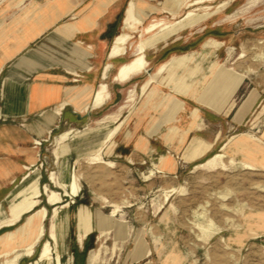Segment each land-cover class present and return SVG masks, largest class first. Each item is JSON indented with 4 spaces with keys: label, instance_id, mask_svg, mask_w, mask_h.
<instances>
[{
    "label": "crops",
    "instance_id": "crops-1",
    "mask_svg": "<svg viewBox=\"0 0 264 264\" xmlns=\"http://www.w3.org/2000/svg\"><path fill=\"white\" fill-rule=\"evenodd\" d=\"M127 1L50 0L54 8L49 12L46 7L24 13L1 33L0 206L3 214L0 209V259L20 252L15 254L16 263L14 258L11 264H26L34 255V252L21 254L25 247L21 241L26 240L27 226L33 224L40 209L45 207L35 210L40 200L31 208L30 212L34 211L30 215L31 223L28 217L20 229L14 232L7 229L17 225L28 213L26 197L34 189L41 195L48 191L44 190V185H54L50 173L55 171H47V152L50 144L56 146V141L62 143L58 155L61 164L67 157L72 165L75 154L78 153V159L87 157L107 132L118 128L107 144L113 146L112 153L105 156L131 165L148 162L156 166L152 179L176 177L189 165H197L207 154L224 148L234 158L246 156L241 141L247 134L234 131L244 130V127L253 129L257 124V121H249L248 125L247 119L256 107L261 112L264 106L263 73L258 79L254 75L256 71L252 72L250 64L245 62L241 68H230L228 65L232 62L228 63V57H217L222 45L217 47L213 41L199 43L195 58L179 56L177 53L187 48V42L177 43L180 37H176L147 46L144 50L146 68L131 73L125 81L119 80V70L137 57L139 46L135 53L108 57V39L116 35L120 23L122 29ZM14 13L8 11L0 18L9 24ZM24 16L25 20L30 18L29 24L20 26ZM218 26L204 24L199 30L224 31ZM204 53L209 54V58L203 57ZM199 72L210 74L205 81L209 85L201 89L198 84L202 80H194ZM192 77L194 85L190 84V89L194 93H189L185 87ZM101 83H105L107 91L103 99L94 104V95ZM240 93L241 99L236 101ZM155 94L162 96L152 100ZM129 95L133 100L127 101ZM126 102L129 104L121 106ZM119 112L125 113L129 121L120 118L115 121ZM92 124L99 125L92 127ZM120 124L127 125L126 131L119 132ZM259 130L264 146V128L259 127ZM107 145L103 147V154ZM190 146L206 150L193 157L192 153H187ZM256 158L261 160V155L257 154ZM64 165L68 169L69 166ZM258 167L264 169L261 165ZM29 173V179L24 181ZM65 176L68 178L69 173L63 175V184ZM18 194L24 195L10 207L15 200L13 196ZM46 205L53 213L55 205L48 203L47 196ZM13 220L14 225L8 226ZM15 240H18L17 245L10 249ZM149 251L140 258L148 257L150 248Z\"/></svg>",
    "mask_w": 264,
    "mask_h": 264
},
{
    "label": "rangeland",
    "instance_id": "rangeland-1",
    "mask_svg": "<svg viewBox=\"0 0 264 264\" xmlns=\"http://www.w3.org/2000/svg\"><path fill=\"white\" fill-rule=\"evenodd\" d=\"M142 1L160 10L152 12L143 25L131 30V38L124 46L123 55H129L132 51L135 53L140 41L158 32L162 25H171L172 31L167 38L158 41L162 43L180 37L177 43L187 42V48L177 53L179 56L195 58V48L199 43L213 41L217 47L222 45L217 57H228V63L232 62L228 65L230 68L236 70L245 62L250 64L252 72L256 71L254 75L258 79L261 72L264 77V0H206L190 7L188 2L191 0H185L180 10H176L175 0ZM16 2L17 0H0V15L3 16L8 11L15 12L9 24H5L0 18V36L4 28H9L24 13L28 14L29 10L33 9V4L40 10L50 5V0ZM188 11H193L199 19H186L181 25L176 23ZM29 21L30 18L25 20L24 16V23L20 26H27ZM204 24L214 27L221 25L224 31L202 32L199 28ZM152 25L157 26L153 31L146 32V27ZM121 31L120 23L117 33ZM209 56L203 54V57ZM133 57L130 55L128 59ZM193 64L194 61L191 65ZM209 75L199 72L194 77L195 81L202 80L198 84L199 89L209 85L208 81L205 82ZM191 79L193 77L188 78L189 85ZM188 92L194 93V90L189 89ZM162 95L155 94L151 99L156 100ZM240 99L241 93L236 97V101ZM131 100L133 97L129 95L127 101ZM197 100L200 101V98ZM127 104L129 103H122L121 106ZM259 110L260 108L256 107L247 119L248 125L249 121H257L258 125L252 126L253 129L244 127L243 131H234L247 134L241 141L242 148L246 151L243 159L229 156L224 148L222 151L207 154L197 165H189L176 177L160 176L152 179V171L156 166L148 162L131 165L121 161L114 162L110 157L108 159L105 155L112 153L113 146L107 144L118 128L109 137L106 144L108 148L104 154L103 148L101 149L98 160L87 157L78 159L77 153L71 161L72 165L68 163L67 157L64 159L66 162L61 164L58 155L62 143L56 141L55 147L54 143L50 144L47 152V171H55L50 173V180L54 185H44L48 191L35 198L37 203L40 200L35 210L43 206L48 208L46 196L48 203L55 205V208L53 213L48 208L44 226L42 220L45 219L47 210L42 212L41 209L32 226H27L24 236L26 240L21 241V245L25 246L21 254L32 255L34 252V255L28 258L33 264L38 259L36 257L43 252L42 245L45 241H50L53 247L54 243L49 236L55 215L62 216L66 213L69 215V227L64 233L65 250L61 255L62 264H164L167 257L177 252L184 256L182 264H264V169L258 167H264V146L261 144L263 140L259 130V127L264 128V106L261 112ZM119 118L121 121H129L125 113L119 112L115 121ZM97 125L99 124H92V127ZM126 128V124L121 125L119 132L126 131ZM232 132L231 130L230 134H233ZM205 150L204 147L190 146L187 153H192L194 157ZM257 154L261 155V160L256 158ZM107 162H112L113 166L109 167ZM64 164L69 166L68 169H65ZM68 173H74L76 177L75 194L69 195V198L66 196L68 188L62 183L63 175ZM52 191L57 193V203L51 200ZM166 192L170 194L167 199ZM23 195L13 196L15 200L11 202L10 207L21 200ZM65 203L68 206L62 208ZM82 207L96 213L103 222L100 226L94 225L85 236L83 232L86 227L80 228L75 218V213ZM113 209L116 210L115 215H111ZM1 212L3 214L2 209ZM32 213L34 211L26 213L17 225L7 230L14 232L20 229ZM198 224L207 231L199 229ZM39 226H42L43 230L37 240H34ZM140 232L148 254L149 248L151 250V254L146 258L135 256V238ZM17 242L18 240H15L11 243L10 249H13ZM18 253L20 252H15L5 260L0 259V264H11Z\"/></svg>",
    "mask_w": 264,
    "mask_h": 264
},
{
    "label": "bare ground",
    "instance_id": "bare-ground-1",
    "mask_svg": "<svg viewBox=\"0 0 264 264\" xmlns=\"http://www.w3.org/2000/svg\"><path fill=\"white\" fill-rule=\"evenodd\" d=\"M21 1L22 0H17L16 3H19ZM175 1L177 3L176 10H180L181 9V6H182V4H183V2L185 0H175ZM204 1H206V0H191V1L188 2V6L190 7V6L198 5L200 3H203ZM207 1H211V0H207ZM32 8L33 9H30L29 11L39 10V7L38 6H34V4H33ZM53 8H54V6H52L50 4L47 7V9H45V10H47V12H49L48 10H51ZM158 10H160V8H156V7L152 6L151 4H146L142 0H128L127 3H126L125 8L123 10L122 31L115 35V37H114V39L112 41V44L110 46V49L108 51V57L110 59H112V58H115V57H118V56L122 55L125 44L131 38V33H130L131 30L135 29L139 25H143V23L145 22V20L148 17H150L151 13L154 12V11L157 12ZM162 10L164 12V9H162ZM50 17H51V20H52V16H50ZM55 18H53V19H55ZM186 19H189V20H193L194 21V20H197L199 18L196 17V14H194L193 11H188L176 23H179V25H181V24H183V22ZM48 24H50V23H48ZM156 26L157 25H152V26L146 27V32L153 31L156 28ZM40 28H42V27H40ZM34 30H35V28H34ZM171 31H172L171 25H162L161 28H160V30L158 32L152 33L150 35V37H148L145 40H141L140 43H139V46H138V55H137V57H135L129 64L123 66L119 70V74H118L119 80L125 81L129 77V75L131 73L136 72L138 70H142V69L144 70L146 68V63H147L146 62V59L144 57V50H145V48L147 46L151 45L152 43L160 40V39L166 38ZM259 58H263V56H259ZM108 67H109V65L106 66L105 68L107 69ZM193 70H192V72H193ZM152 79H154V78H152ZM145 87H146V85L144 86V88ZM185 89L186 90H189L190 89V85L188 83H186ZM106 91H107V88H106L105 83H101V84L98 85V87L96 89V92H95V95H94V104L98 103L99 101H101L103 99V97L105 96ZM110 132H111V130L109 132H107L100 139L99 144L96 147V149H94V151H92L90 154H88L87 155V158H89L91 160H98V159H100V154L99 153H100L101 149L107 144V142L109 140V137L112 135V133L114 132V130L111 133ZM248 143H249V141H248ZM260 151H261V149H260ZM107 165L109 167H112L113 166V163L112 162H107ZM30 175H31V173H29L24 178V181H27L29 179ZM75 179H76V177H75L74 173H72V174L69 173L68 178H66V176L64 177V181L63 182H64V185L67 186V188H68L67 194L70 195V196H73L75 194ZM35 188H36V186H35ZM44 190L46 191L47 188L44 187ZM39 195H40V191L38 189H34V191L26 197V210H28V212H30L31 211V208L37 203V201L35 200V198L39 197ZM169 196H170L169 192H166L165 193V199H167ZM58 199L59 198L57 196V193H55V192L52 191L51 192V200L54 203L55 202L57 203L59 201ZM66 206H67V203L63 204L61 207L62 208H65ZM18 207H20V206H18ZM41 210H42V212L43 211L44 212L46 211L45 207H43ZM115 213H116V210L113 209L111 215H115ZM75 218L77 219L76 221H78L80 228L86 227L85 231L83 232L84 236L86 235V232L87 231H89L91 228H93L94 225L100 226L101 223H103L101 221V219L99 218V216L96 213L91 212L90 210H88L87 208H84V207L80 208L75 213ZM27 221H28V223H31L32 216H29V218H28ZM14 223H15V220H13L8 226H12V225H14ZM249 225H251V224H249ZM68 227H69V215L65 213L62 216L61 215H58L57 216V214H56L55 215V219H54V224L52 226L51 233H50V236H49L50 237V240L53 241L54 246L53 247L51 246L50 241H45L43 243V245H42V251L43 252L39 255L38 259L33 264H62V262H61V255H62V253L65 250V247L63 245V242L65 240V234L64 233H65V230ZM197 227L199 229H201L203 232H206L207 231V229L205 227H203L202 225H200V224H198ZM42 230H43V227L42 226H39V228L36 231V236L34 238L35 240H37V238H38L37 235H39L42 232ZM9 236L11 237V235H9ZM14 244H16V243H14ZM53 249H54V252H53ZM135 252H136L135 253V256L136 257H140V256L146 255L148 253V248L144 244V240H143V237H142V232H140L136 236V238H135ZM17 259H18V257H15L14 263H16ZM183 261H184V256H182L180 253L177 252V253L172 254L171 256L167 257V259L164 262V264H182Z\"/></svg>",
    "mask_w": 264,
    "mask_h": 264
},
{
    "label": "water",
    "instance_id": "water-1",
    "mask_svg": "<svg viewBox=\"0 0 264 264\" xmlns=\"http://www.w3.org/2000/svg\"><path fill=\"white\" fill-rule=\"evenodd\" d=\"M115 36V34H112L110 37H109V39H108V45H107V52H108V49H109V46H110V44H111V42H112V40H113V37Z\"/></svg>",
    "mask_w": 264,
    "mask_h": 264
},
{
    "label": "built area",
    "instance_id": "built-area-1",
    "mask_svg": "<svg viewBox=\"0 0 264 264\" xmlns=\"http://www.w3.org/2000/svg\"><path fill=\"white\" fill-rule=\"evenodd\" d=\"M38 144H40V142L38 141Z\"/></svg>",
    "mask_w": 264,
    "mask_h": 264
}]
</instances>
